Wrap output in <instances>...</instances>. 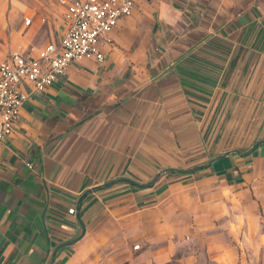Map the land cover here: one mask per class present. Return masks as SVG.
I'll return each mask as SVG.
<instances>
[{"label": "crops", "instance_id": "crops-1", "mask_svg": "<svg viewBox=\"0 0 264 264\" xmlns=\"http://www.w3.org/2000/svg\"><path fill=\"white\" fill-rule=\"evenodd\" d=\"M102 50L29 87L0 142V264L83 260L108 220L156 264L175 238L258 235L264 0H138Z\"/></svg>", "mask_w": 264, "mask_h": 264}, {"label": "rangeland", "instance_id": "rangeland-1", "mask_svg": "<svg viewBox=\"0 0 264 264\" xmlns=\"http://www.w3.org/2000/svg\"><path fill=\"white\" fill-rule=\"evenodd\" d=\"M61 14L58 0H0V61L14 50H37L50 43L63 28ZM261 220L258 235L231 237L230 247H208L199 237L175 238L170 245L173 252L164 253L161 264H264V216ZM120 229L127 234L126 221ZM210 238L212 242L228 241L222 235ZM97 240V247L73 264H156L145 256V248L139 253L132 247L129 251L128 243H139L134 235L129 239L121 233L115 251V222L106 221ZM243 247L249 249L244 251Z\"/></svg>", "mask_w": 264, "mask_h": 264}, {"label": "built area", "instance_id": "built-area-1", "mask_svg": "<svg viewBox=\"0 0 264 264\" xmlns=\"http://www.w3.org/2000/svg\"><path fill=\"white\" fill-rule=\"evenodd\" d=\"M137 1L58 0L63 26L59 40L37 50H14L0 61V142L13 134L31 95L29 87L45 91L72 63L105 60L102 43L122 19L133 15ZM68 213L75 214V209ZM133 249L140 250V245Z\"/></svg>", "mask_w": 264, "mask_h": 264}, {"label": "trees", "instance_id": "trees-1", "mask_svg": "<svg viewBox=\"0 0 264 264\" xmlns=\"http://www.w3.org/2000/svg\"><path fill=\"white\" fill-rule=\"evenodd\" d=\"M138 186H140V185H138ZM148 186H151V185H146V186H144V187H148ZM141 187H143V186H141Z\"/></svg>", "mask_w": 264, "mask_h": 264}]
</instances>
